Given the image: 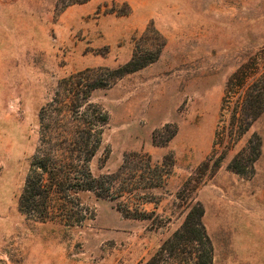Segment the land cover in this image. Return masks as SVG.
Listing matches in <instances>:
<instances>
[{"label":"rangeland","instance_id":"rangeland-1","mask_svg":"<svg viewBox=\"0 0 264 264\" xmlns=\"http://www.w3.org/2000/svg\"><path fill=\"white\" fill-rule=\"evenodd\" d=\"M162 42L156 61L93 92L109 122L91 168L114 172L134 151L158 162L173 153L166 182L115 200L81 192L91 213L82 225L27 218L19 198L40 109L59 80L89 67L117 68ZM262 51L264 0H0V264H142L196 200L205 208L213 264H264V111L235 138L232 107L221 109L228 79ZM257 65L264 69L263 60ZM174 127L172 139L155 143ZM255 132L262 152L254 174L229 169ZM119 206L149 217L125 216Z\"/></svg>","mask_w":264,"mask_h":264},{"label":"trees","instance_id":"trees-1","mask_svg":"<svg viewBox=\"0 0 264 264\" xmlns=\"http://www.w3.org/2000/svg\"><path fill=\"white\" fill-rule=\"evenodd\" d=\"M164 44L160 43L155 51L136 50L128 62L117 68L89 67L59 80L53 96L39 112L38 142L19 198L22 214L36 221L82 225L91 213L80 201L81 192L91 191L98 197L115 200L166 182L175 165L173 153L158 162L148 152L134 151L125 154L114 172L95 175L91 168L109 122L107 111L92 101L93 92L108 88L118 78L156 61ZM259 60L264 62V51L233 73L226 83L221 109L227 103L232 107L230 133L235 138L245 134L264 111V69L257 65ZM176 134L174 127L164 141L155 139V143L163 146ZM216 136L219 137L218 131ZM261 152L262 139L255 132L229 161L228 168L252 175ZM224 157L219 156L213 162V171L220 167ZM189 182L190 179L183 184L179 194L189 188ZM140 198L145 199L146 195ZM119 209L128 217H149L147 211L137 206ZM204 214L203 203L196 200L181 228L166 237L142 264H213L214 245L203 222Z\"/></svg>","mask_w":264,"mask_h":264}]
</instances>
